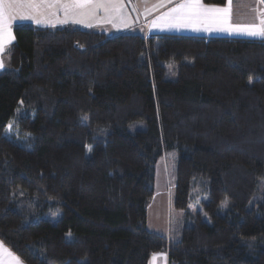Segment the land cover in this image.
Listing matches in <instances>:
<instances>
[{
	"label": "trees",
	"instance_id": "obj_1",
	"mask_svg": "<svg viewBox=\"0 0 264 264\" xmlns=\"http://www.w3.org/2000/svg\"><path fill=\"white\" fill-rule=\"evenodd\" d=\"M12 32L0 71L3 247L23 264H148L159 252L167 264H264V39ZM171 153L178 241L147 229L155 168ZM197 180L208 222L188 209Z\"/></svg>",
	"mask_w": 264,
	"mask_h": 264
},
{
	"label": "crops",
	"instance_id": "obj_2",
	"mask_svg": "<svg viewBox=\"0 0 264 264\" xmlns=\"http://www.w3.org/2000/svg\"><path fill=\"white\" fill-rule=\"evenodd\" d=\"M112 2L119 6L118 11L113 12L110 8L108 11L96 9L93 15L69 16L67 22L64 23H61V21L65 20L63 11L57 10L56 8L49 9L36 18L21 19L17 17L15 20L11 21L10 31L13 35V28L20 25H30L46 29L73 26L85 30L104 32L109 36L138 33L144 36L149 34H176L203 37L264 39L235 34L234 32L229 34L228 31H218L215 30L216 26L214 25L194 23L176 26L171 25L167 19H158L168 13L172 8L184 3V0H112ZM226 5L227 0L225 5L218 7H224ZM52 13L55 14L53 15ZM262 17H264V12L258 0H232L229 21L231 26L259 24ZM36 19H40L41 23L37 24ZM74 20H79L81 22H73ZM154 21H156V23H154ZM146 26L147 29L145 28ZM13 41L14 39L11 44ZM11 44L6 45L5 49ZM0 60L3 61V68H0V71H2L7 66L3 54H0ZM0 246L2 245L0 244ZM17 261L19 260L5 247H0V264H17ZM19 264L23 263L19 261Z\"/></svg>",
	"mask_w": 264,
	"mask_h": 264
},
{
	"label": "snow or ice",
	"instance_id": "obj_3",
	"mask_svg": "<svg viewBox=\"0 0 264 264\" xmlns=\"http://www.w3.org/2000/svg\"><path fill=\"white\" fill-rule=\"evenodd\" d=\"M231 4L232 0H227V5L224 7L204 5L201 0H184V3L172 8L158 19H167L171 25L176 26L194 23L214 25L216 26L215 30L228 31L229 34L234 32L235 34L264 38V17L260 19L259 24L236 25L234 27L230 25ZM52 8L63 11L65 20L61 23L67 22L69 16L93 15L96 9L108 11L110 8L113 12L119 10V6L112 0H0V54L4 53L6 45L11 44L14 39L10 31L11 21L17 17L21 19L36 18ZM73 22L81 21L74 20ZM36 23L40 24L41 20L36 19ZM0 68H3L2 60H0ZM10 129L11 125H9ZM223 206H227L226 201Z\"/></svg>",
	"mask_w": 264,
	"mask_h": 264
},
{
	"label": "rangeland",
	"instance_id": "obj_4",
	"mask_svg": "<svg viewBox=\"0 0 264 264\" xmlns=\"http://www.w3.org/2000/svg\"><path fill=\"white\" fill-rule=\"evenodd\" d=\"M145 28L147 29V26ZM175 167L176 155L174 153L165 156L157 163L154 194L147 207V229L170 238L172 241L180 239L182 228L185 225L184 211L177 210L173 206ZM207 189L208 186L204 181L197 180L191 189V201L188 208L194 216L201 214V220L205 222H208V217L203 211L202 203L207 201ZM223 204L220 209L224 211L227 206L225 207ZM228 204L229 202H227ZM60 215L61 212L57 211L54 215L44 216V218L55 221ZM189 224H192V221ZM148 264H167L166 254L164 252L153 254Z\"/></svg>",
	"mask_w": 264,
	"mask_h": 264
},
{
	"label": "built area",
	"instance_id": "obj_5",
	"mask_svg": "<svg viewBox=\"0 0 264 264\" xmlns=\"http://www.w3.org/2000/svg\"><path fill=\"white\" fill-rule=\"evenodd\" d=\"M259 4L261 5L262 10H263V12H264V2H261V0H259Z\"/></svg>",
	"mask_w": 264,
	"mask_h": 264
}]
</instances>
